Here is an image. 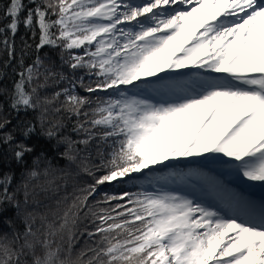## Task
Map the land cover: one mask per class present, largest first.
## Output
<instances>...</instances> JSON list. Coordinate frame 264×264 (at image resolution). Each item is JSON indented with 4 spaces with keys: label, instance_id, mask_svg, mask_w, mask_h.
<instances>
[{
    "label": "snow or ice",
    "instance_id": "6c2138e0",
    "mask_svg": "<svg viewBox=\"0 0 264 264\" xmlns=\"http://www.w3.org/2000/svg\"><path fill=\"white\" fill-rule=\"evenodd\" d=\"M32 3L36 7L22 18V0H12L7 9L11 34L20 23L38 27L37 49L60 48L73 73L95 77L89 84L77 77L85 91H112L107 99L97 95L99 103L82 111L92 101L77 94L76 81L69 80V87L51 97L40 94L49 78H66L44 68L39 57L19 74L12 107L39 108L42 124L49 111L77 117L72 130L81 138L64 137V155L93 182L78 189L58 225L47 214L29 212L23 233L14 230L11 239L0 235V264H264V205L257 210L244 196L227 192L199 171L157 176L160 169L153 167L171 168L174 165L165 162L181 157L217 160L216 154H222L230 158L233 174L264 185V0ZM0 43L12 57L9 40ZM7 123H0V129ZM63 127L62 120L54 118L47 135L55 137ZM33 131L28 127L25 136ZM13 139L8 134L4 142ZM93 150L101 157L99 163L92 159ZM32 151L19 143L14 155L22 163ZM132 174H143L155 190L105 195L97 203L108 207L94 210L90 201L99 186L137 179ZM29 176L38 180L41 172L34 169ZM196 181L226 207L167 187H191ZM12 182L10 175L0 179V212L5 204L20 211L9 188ZM47 183L40 192L57 196L55 181ZM28 187L25 183L26 205L40 194ZM67 200L66 195L56 199L57 209ZM112 201L118 203L113 206ZM81 213L84 218L91 215L93 228L85 229L90 243L73 259Z\"/></svg>",
    "mask_w": 264,
    "mask_h": 264
},
{
    "label": "trees",
    "instance_id": "16d2710c",
    "mask_svg": "<svg viewBox=\"0 0 264 264\" xmlns=\"http://www.w3.org/2000/svg\"><path fill=\"white\" fill-rule=\"evenodd\" d=\"M11 2L12 0H0V30H3L0 31V41L7 38L13 47V56L10 57L8 50L0 43V123H3L5 120L9 122L0 129V179L7 175L12 177L13 182L9 188L11 192L16 194V198L20 204L19 213L14 204L3 205L4 210L0 212V235L6 234L9 239L12 238L14 230L23 233V220L29 212H32L34 215L36 213L47 214L48 220L50 222L55 221L58 225L60 223L58 217L63 214V210L72 202L75 195L79 194L78 189L86 187L93 182L92 177L81 171L77 165L71 164L64 155L67 151L64 137H71L72 139L81 138L72 130L73 126L77 123V117H70L69 113L64 111L58 114L49 111L45 122L42 124L39 108L36 110L22 109L17 111L12 107V97L15 92V84L20 78L19 74L26 67L32 66L37 57H39L44 62V68L62 73L66 78L65 80L49 78L46 87L39 90L42 96H53L55 92L62 91L64 87H69V80H72L76 81L75 91L77 94L87 96L92 101L91 106L86 105L82 111H91V108L99 103L97 95L101 99L109 98L108 93L106 95L103 91H100L98 94H90L85 91V88L80 85L77 77L82 76L84 84L94 83L95 77L87 76L83 71L73 73V70L65 63L68 57L67 53L62 49L49 46L37 49V45L40 43V31L38 27L33 29L20 23L16 34L13 36L10 30L7 29V25L12 19L7 16V9L10 7ZM22 3L24 9L21 17L23 18L27 16L28 10L36 7V4L32 3V0H22ZM73 52L76 54L80 50H73ZM41 83H43V77H41ZM61 100H63V97H61ZM54 118L61 119L64 127L59 131L57 136L49 137L47 135L48 125ZM28 127H34V131L25 136V131ZM8 134H11L14 139L10 142H4V137ZM19 143H24L33 149L31 153L25 155L22 163L18 162L14 155L15 145ZM78 147L82 146L78 145ZM104 151L107 152V149ZM92 159L96 163H99L101 160V157L95 150L92 152ZM34 169L41 172L38 180L32 179L29 176V173ZM45 170L48 171V176L43 175ZM50 180L55 181L54 187L58 189L57 196H51L50 193L46 196L40 192V186L48 187L47 182ZM25 183L29 186V192H32L34 189L35 193H40L35 196V200L30 197L27 205L24 203ZM167 187L169 189L174 188V185H168ZM145 189L150 191L155 190L147 180L142 178L127 180V183L123 184L115 183L114 186L101 185L98 188V195L94 199H91L90 203L94 207V210H99L100 208L108 207L107 204L97 203V201H102L105 195H122L124 191L137 193ZM65 195L68 197V200L62 203L58 210L55 200ZM35 201H40V205L38 206ZM111 203L114 206L118 202L112 201ZM43 205H49V207L45 208ZM80 215L81 219L77 221L75 226L79 238L73 246V259L85 246L86 242H88L85 229L92 230L93 228L91 215L87 218H84L83 213ZM40 223L41 221L37 216L36 224L39 225ZM81 232L84 233L83 236H80ZM57 242L61 243L59 238H57ZM19 243H22V241L13 246L18 247ZM62 243L66 252L68 247L66 235Z\"/></svg>",
    "mask_w": 264,
    "mask_h": 264
},
{
    "label": "rangeland",
    "instance_id": "374dc122",
    "mask_svg": "<svg viewBox=\"0 0 264 264\" xmlns=\"http://www.w3.org/2000/svg\"><path fill=\"white\" fill-rule=\"evenodd\" d=\"M181 71H194L193 69H183ZM217 75V74H212ZM112 90H108V93H110ZM107 95V93H106ZM205 155H212V154H205ZM219 158L217 160H205L204 157H181L177 161H166L167 164H173L176 167L173 168V170H167L168 168H164L163 165H155L153 166L156 169H160V171L156 172L155 174L166 176L171 172H190V171H199L203 173L206 177L219 181L224 189L229 192V189L233 191H239L243 196L249 197V198H264V196H260L261 189H264V185H262L260 182H249L246 180V178H243L242 176H237L233 174L229 168L228 163L230 162V158L224 157L222 154H216ZM200 161V163H188V161ZM203 164V165H202ZM206 166L208 169H216L218 172H220L223 176V178H216L215 176L208 175L204 173L201 169V166ZM147 171V170H146ZM132 176L138 178H142L147 180V178L144 177L143 174H132ZM127 179V178H125ZM148 181V180H147ZM252 185V189H249V185ZM174 188H170L172 190H176L180 192L181 194H192L194 193L196 196L201 197L206 200L208 203L216 204L218 206H222V201L218 200L214 195H211L207 192L206 186L201 183L200 181H196L193 186L188 187L181 184H173ZM230 193V192H229Z\"/></svg>",
    "mask_w": 264,
    "mask_h": 264
},
{
    "label": "bare ground",
    "instance_id": "6f19581e",
    "mask_svg": "<svg viewBox=\"0 0 264 264\" xmlns=\"http://www.w3.org/2000/svg\"><path fill=\"white\" fill-rule=\"evenodd\" d=\"M229 192L230 193H237V194H240L242 195L239 191H233L231 189H229ZM243 196V195H242ZM245 197V196H244ZM246 199H248L249 201L252 202L253 205H255L256 209L259 210L260 207L262 205H264V200H259V199H254V198H249V197H245ZM222 206L226 207V205L222 202Z\"/></svg>",
    "mask_w": 264,
    "mask_h": 264
}]
</instances>
